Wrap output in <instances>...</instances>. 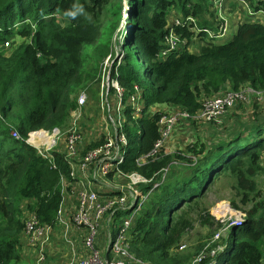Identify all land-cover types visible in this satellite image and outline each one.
<instances>
[{"label": "trees", "instance_id": "obj_1", "mask_svg": "<svg viewBox=\"0 0 264 264\" xmlns=\"http://www.w3.org/2000/svg\"><path fill=\"white\" fill-rule=\"evenodd\" d=\"M209 1L126 0L124 29L113 42L120 52L112 58L110 80L116 79L123 90L127 119L128 141L119 168L150 177L169 166L165 180L149 194L129 232L131 253L150 264H184L199 252L201 245L191 255L178 247L193 226V214L202 225L214 220L200 200L223 176L230 178L238 198V202L232 198L230 206L248 208L240 210L245 213L244 222L230 228L213 264H261L264 260V191L255 179L264 171V114L226 139L195 142L185 152H163L146 164L136 163L159 136L160 112L150 111L153 106L193 114L204 98L226 89L248 84L264 90V22L251 17L239 22L224 43L204 33L193 39L191 31L180 30L189 45L200 43L198 49L182 47L165 59L158 57L171 12L198 16ZM249 1L254 11L264 10V1ZM73 3L82 4L88 18L66 19L63 13ZM121 7L122 0H0V42L14 36L27 40L7 54L0 52V264L20 260L25 211L34 212L43 224H55L61 179L72 180L68 163L58 149L42 156L25 139L30 131L61 129L66 124L76 107L73 87L93 80L98 63L112 56V35L122 19ZM201 22L200 27L216 29ZM84 45L89 48L83 49ZM90 63L94 73L85 67ZM134 86L142 103L138 119L132 118L127 102ZM99 141H90L85 149ZM140 189L145 192L147 186Z\"/></svg>", "mask_w": 264, "mask_h": 264}, {"label": "built area", "instance_id": "obj_2", "mask_svg": "<svg viewBox=\"0 0 264 264\" xmlns=\"http://www.w3.org/2000/svg\"><path fill=\"white\" fill-rule=\"evenodd\" d=\"M236 1L242 9L247 10L249 17L256 19L253 16L256 13H253L254 10L251 11L247 0ZM225 2L226 0H213L215 30L200 27L196 16L192 14L182 16L171 12L169 16L171 19L168 18L167 21L164 46L158 57L165 59L171 52L181 50L182 47L191 50L187 38L180 31L183 29L191 31L193 39H196L199 33H204L207 38L224 37L227 32V21L222 10ZM254 12L263 13V9ZM237 22H240L239 19ZM8 41H4L5 47L8 46ZM134 90L127 102L131 107L132 118L138 119L142 103L139 88L134 86ZM262 92L264 90H257L244 84L238 90L226 89L204 98L200 109L193 114L181 108L159 111L157 120L159 136L153 142L152 148L136 159V163L143 165L163 152L168 153L165 145L181 121L190 119L198 123L220 126L225 115L234 106L248 102L252 96L260 100L259 95ZM122 95L123 90L117 80H110V64L105 61L101 74V102L98 106L101 113L102 133L97 134L93 139L98 141L102 137L101 141L85 149V132L81 123L87 107V94L84 91L79 92L76 107L69 113L67 128L61 130L56 127L51 132L39 129L27 134L26 143L37 149L42 156H48L51 149H58L68 163L69 175L72 179L71 181L61 179L62 198L54 226L41 223L34 212H24L23 235L36 251L34 264H45L47 260L45 249L52 244L56 231H61L63 241L73 248L74 239L68 234L73 231L80 232L84 255L76 261V264H150L131 253L129 232L149 194L165 180L169 166L163 167L150 177L137 171L125 173L119 168L124 160L128 141L125 132L126 104L122 102ZM42 134L50 138L48 143L41 141L39 135ZM12 135L18 137L16 132H12ZM110 176L120 177L123 182L119 185L111 184L108 181ZM142 185L147 186L145 192L140 189ZM67 196H70L69 203L66 202ZM221 204L222 207L218 204L213 213L219 222L217 231L202 249L184 264H202L206 258H211L208 264H213L214 257L225 246L224 242L220 245V241L228 237L232 226H240L244 222V212L232 208L228 202ZM98 230L105 239L103 249L96 245ZM184 248L185 244L179 245V250ZM261 264H264V260Z\"/></svg>", "mask_w": 264, "mask_h": 264}, {"label": "rangeland", "instance_id": "obj_3", "mask_svg": "<svg viewBox=\"0 0 264 264\" xmlns=\"http://www.w3.org/2000/svg\"><path fill=\"white\" fill-rule=\"evenodd\" d=\"M247 3L253 11V8L250 4V1L247 0ZM206 8L203 9V11L196 16L197 18V23H202L201 21L205 20L210 24L209 19L212 20V14H211V8L213 9L214 3L213 0L209 1L207 3ZM127 8V3L126 0H122V7H121V14H122V19L121 22L118 26V28L114 31L112 35V43L119 39L121 36V31L124 29V22H125V17H126V12L125 9ZM223 15L224 18L227 21V32L222 38L216 39V43H224L229 41L234 33L236 32L235 26L233 27L232 31L228 32L229 24L230 21H235L237 23V20L239 19L240 22H243L245 19H247L248 13L246 9H242L240 4L236 0H226L222 7ZM256 13L253 15L256 17L257 20H262L264 21V10L263 13ZM174 14H178L177 12L174 11ZM214 17H215V12H214ZM240 17V18H239ZM252 18V17H251ZM171 18L169 17V20ZM214 19V18H213ZM215 22V20H214ZM209 28V27H208ZM214 29V28H213ZM212 30V29H211ZM207 38V37H206ZM6 40H9V44L7 47L4 46V41L0 42V52L1 53H9L11 52V49L22 42H26L27 40L23 39V37H18L14 36L11 38H8ZM5 40V41H6ZM194 44V42H193ZM200 45L199 42H196V46H191V50L195 51L198 49L197 47ZM89 46L84 45L83 49H88ZM120 52L119 47L113 43L111 46V58L109 56H106L103 60V62H99L97 68V71L95 73V76L93 77L94 79L88 80L86 82H78L76 85L73 87V96L76 99L79 92L84 91L87 94V101H86V111L84 114L83 121L84 123L88 124L96 134H101V115L100 110H99V105H100V92H101V75L102 70H103V65L105 61H107V64H111L113 56H116ZM85 67H87L88 70H90L92 73L95 71L92 63L90 64H85ZM80 83V84H79ZM260 100L255 98L254 96L251 97V99L246 102V103H239L236 106H234L227 114L226 117L223 119L222 124L220 127H212V125L208 123H197L195 121H191L189 125L183 130H180V134L177 135L176 139H173V143L171 144L172 150L174 152L177 151H186V146L193 144L195 142H206V143H214L219 140L226 139L228 136H230L233 132H237L238 130L244 129L248 126H250L252 123L257 122L256 118H259L264 114V92H262L260 95ZM113 101V100H111ZM114 106V103H113ZM156 111V110H154ZM159 111H165V110H159ZM68 120L66 124L61 127V130H64V128H67L68 125ZM211 126V127H210ZM52 130H49L51 132ZM92 137H87V143L92 141ZM102 140V137L100 138ZM86 143V144H87ZM52 150V149H51ZM261 164L262 167H264V153L262 154L261 158ZM255 179L257 181V184L259 188L264 191V171L262 170L260 173H258L255 176ZM109 183L111 184H121L123 180L120 177H115L113 178L110 176L108 178ZM230 178L228 176H223L219 179H217L206 191V193L203 195L201 198V204L204 205L205 207L208 208L209 213L213 215L215 212L216 207L219 205V207H222L221 203L225 202H230L232 198H235V200L238 202V198L235 197L234 195V190L230 187ZM142 187H145V185H142ZM230 205V203H229ZM233 208V207H232ZM248 206H244L240 208V210L244 211ZM214 216V215H213ZM219 226V222L214 216V220L212 221L211 224H205L202 225L197 217L196 214H193V226L192 228L188 229L184 235L183 238L180 242V244H185V248L181 251L186 254H193L196 251L199 250V247L201 245L200 250L202 247L210 240V237L213 236L215 231H217ZM98 236L96 238V245L103 249V245L105 246V243L102 245L101 244V232L98 230ZM222 239V238H221ZM225 239L220 241V245L224 242ZM179 244V245H180ZM28 245V244H27ZM26 246V243L24 241V246ZM199 250V251H200ZM197 254V253H196ZM195 254L192 255V257ZM21 256V255H20ZM191 257V258H192ZM26 258V257H25ZM29 262V261H28ZM12 264H23L22 260H18L15 263ZM31 264H33V260L31 259Z\"/></svg>", "mask_w": 264, "mask_h": 264}, {"label": "crops", "instance_id": "obj_4", "mask_svg": "<svg viewBox=\"0 0 264 264\" xmlns=\"http://www.w3.org/2000/svg\"><path fill=\"white\" fill-rule=\"evenodd\" d=\"M210 10H211V14H212V20L209 19V21H210V24L214 27V25H215L214 10L212 8ZM252 19H253V17H252ZM260 21H262V20H260ZM237 24H238V22L236 23L235 21H230L228 32L232 31L234 26H235V28H237ZM195 46H196V44H195ZM154 110L169 111V110H171V107L167 106V105H156L150 109V111H154ZM99 114L101 115V113H99ZM81 123H82L83 130L85 132V143H84V146H85L87 143V141H86L87 137H92L94 139V137H96L97 134L91 129L93 127H90L88 124H86L84 122H81ZM186 127L187 126H181V125H178L175 127L174 132L172 133L170 139L168 140V142L165 145V150L168 153L172 152L171 151L172 150L171 144L173 143V139H176L177 135L180 134L179 131L182 129L184 130ZM66 202L67 203L70 202V196H67ZM61 235H62L61 231L60 232L56 231L53 235L52 244L45 249V255L47 257L45 264H76V261H78V259L84 255V246L82 245V242H81L82 237H81V234L79 231H73V232L68 234V236L71 239H74V244H75L74 248L69 247L63 241ZM24 241L26 243V246L25 247L21 246V250L19 251V255H21L20 260H22L23 264H31V259H32L33 264H34L36 251L32 246L29 245L26 238H24ZM104 243H105V239H104V237L101 236V244L103 245ZM103 247H104V245H103Z\"/></svg>", "mask_w": 264, "mask_h": 264}, {"label": "clouds", "instance_id": "obj_5", "mask_svg": "<svg viewBox=\"0 0 264 264\" xmlns=\"http://www.w3.org/2000/svg\"><path fill=\"white\" fill-rule=\"evenodd\" d=\"M63 15L68 20H75L80 16L88 18V14L86 13L84 6L78 3H73L69 9L64 11Z\"/></svg>", "mask_w": 264, "mask_h": 264}, {"label": "bare ground", "instance_id": "obj_6", "mask_svg": "<svg viewBox=\"0 0 264 264\" xmlns=\"http://www.w3.org/2000/svg\"><path fill=\"white\" fill-rule=\"evenodd\" d=\"M41 137V141L44 143H48L50 141V138L46 136V134L39 135Z\"/></svg>", "mask_w": 264, "mask_h": 264}]
</instances>
